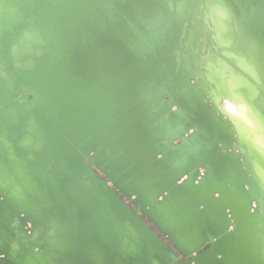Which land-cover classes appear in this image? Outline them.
I'll return each instance as SVG.
<instances>
[{
    "label": "water",
    "instance_id": "obj_1",
    "mask_svg": "<svg viewBox=\"0 0 264 264\" xmlns=\"http://www.w3.org/2000/svg\"><path fill=\"white\" fill-rule=\"evenodd\" d=\"M237 13L264 43L259 0H7L0 264H264V79L218 38Z\"/></svg>",
    "mask_w": 264,
    "mask_h": 264
},
{
    "label": "snow or ice",
    "instance_id": "obj_2",
    "mask_svg": "<svg viewBox=\"0 0 264 264\" xmlns=\"http://www.w3.org/2000/svg\"><path fill=\"white\" fill-rule=\"evenodd\" d=\"M206 0H185L187 5H190L194 10L198 6H203ZM251 0H240L241 8H246V5L250 3ZM261 9H264V0H259ZM7 0H0V12L5 10ZM250 21L243 20L239 13L233 17V28L227 32H221L218 34V38L221 41H227L229 44H236L241 46L243 42L246 47H243V52L246 57L252 63L254 74L260 79H264V43L259 42L256 38L249 35ZM194 52L192 54L193 60L197 64L203 63V57L201 55L202 50L206 47V41L204 37H201L194 42ZM178 51L181 53L185 51L181 47ZM196 79H200L199 76ZM195 83V81H193ZM22 95L28 96L29 91L23 89L21 91ZM261 97H264V92H261L259 97L248 98L249 103L251 104V109L255 114L256 121L258 124L264 128V106L261 104ZM229 111L235 113L236 108L232 105L227 106ZM110 187V186H109ZM259 235L264 237V219L259 223ZM2 251V249H0ZM44 253L41 252L39 247L34 249H28L23 252L20 256V264H40Z\"/></svg>",
    "mask_w": 264,
    "mask_h": 264
},
{
    "label": "bare ground",
    "instance_id": "obj_3",
    "mask_svg": "<svg viewBox=\"0 0 264 264\" xmlns=\"http://www.w3.org/2000/svg\"><path fill=\"white\" fill-rule=\"evenodd\" d=\"M233 106V105H232ZM234 107V106H233ZM235 108V107H234ZM245 123H246V121H245Z\"/></svg>",
    "mask_w": 264,
    "mask_h": 264
}]
</instances>
